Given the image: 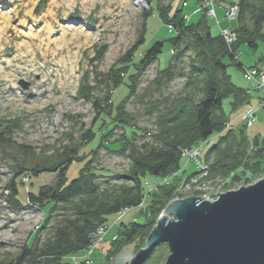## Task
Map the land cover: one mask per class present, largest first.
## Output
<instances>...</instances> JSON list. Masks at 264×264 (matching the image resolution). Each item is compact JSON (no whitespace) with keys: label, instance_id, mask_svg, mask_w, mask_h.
Instances as JSON below:
<instances>
[{"label":"rangeland","instance_id":"obj_1","mask_svg":"<svg viewBox=\"0 0 264 264\" xmlns=\"http://www.w3.org/2000/svg\"><path fill=\"white\" fill-rule=\"evenodd\" d=\"M169 1L173 7H177L182 0H160L159 6H167ZM232 2L237 0H184V22L196 23L201 16L200 12L205 11L209 17L207 24L211 33L214 36L219 34L233 53L238 34L232 26L236 25L239 7ZM156 3L157 0L152 5L144 0H0V264L13 262L34 235V249L54 248L60 252L73 246L77 237L65 234L66 231L59 232L77 225L79 217L98 206H113L115 200H120L122 190H131L135 186L131 180L124 178L129 177L132 170L131 151L141 150L142 146L150 148L161 145L156 136L164 133L158 125V118L174 108V103L187 90L190 75L198 70V49L189 47L192 37L180 36L173 50L168 41L164 42L161 54L133 79L134 91L128 98L127 87L119 86L116 89L113 84L117 76L113 69L124 54L138 44L141 36L144 40L137 47V54L132 58L134 62L153 43L175 35L161 21L159 14L152 10L156 8ZM209 3L212 4L215 17L208 15ZM219 10L223 11L221 19ZM230 40L234 42L229 44ZM263 57L264 41L261 40L256 48L240 45L234 55V62L229 59L224 61L228 64L226 74L230 82L239 89L246 87L250 97L248 104H240L234 110L230 104L232 98L224 99L222 108L229 120L223 127V135L227 130L238 134L244 126V134L248 139H263L264 107H259L263 95L259 93L257 84L245 75L249 69L264 71L263 65L258 63ZM235 63H240L243 68L240 70ZM20 81L27 84L26 89L20 86ZM194 82L193 102L196 104L198 79ZM81 86L89 88L86 97L78 95ZM124 97V129L116 128L112 132L103 147L97 149L94 162L91 163L92 172L97 174L93 180L97 187L96 195L94 198H75L68 205H58L53 217L43 226L42 208L26 205L25 192H37L39 184L53 188L58 177L52 175L44 180L42 177L29 180L24 176L20 180L21 172L33 168H54L71 157L73 150L84 145L89 130H96L102 121H109L102 113H108L110 106H117ZM94 104H97L100 111L96 119ZM248 109L255 118L250 125L244 118ZM131 127L141 137L134 136L131 140L133 145L127 142L124 144V131L129 133ZM171 135L173 137L174 133ZM217 137L219 135L215 134L205 143L182 148L181 169L172 175L156 179L143 177L140 205L123 207L116 215L108 217L106 223L96 225L88 233V246L75 254H69L67 259L73 264H111L124 249L135 255L140 248L134 253L132 245L119 252L111 262L105 258L110 242L116 238L122 223L142 224L149 220V195L158 192L168 183L174 186L173 195L158 214L153 226L166 206L174 200L204 196L205 201L213 202L219 196L217 193L236 191L241 186L252 185L264 178L258 176L246 185L238 183L230 190H224L226 181L225 184H218L220 188L216 186V193H209L214 178L225 180L232 175L211 179L206 172L202 176V151L200 159L193 152L202 150L203 145L209 141L211 146ZM236 146V142H231L226 152L235 150ZM187 154L193 155L192 159L185 156ZM83 165L84 161H75L69 167L66 173L68 181L79 175ZM12 183L19 189L18 199L22 207L14 203L10 188ZM191 184L194 186L189 187ZM159 246L164 249L163 252L162 249L159 251L165 254L161 263L164 264L169 255L168 246ZM159 253L154 262L149 264H159Z\"/></svg>","mask_w":264,"mask_h":264},{"label":"trees","instance_id":"obj_2","mask_svg":"<svg viewBox=\"0 0 264 264\" xmlns=\"http://www.w3.org/2000/svg\"><path fill=\"white\" fill-rule=\"evenodd\" d=\"M144 1L152 5L154 0ZM200 1L197 0V2ZM159 3L160 0H157L156 8L152 10L159 14L158 17L161 21H164L163 23L171 28L175 35L165 41L153 43L135 63L132 58L137 54L138 45L144 40L141 36L138 44L127 51L113 69L117 73L113 84L116 89L119 86L127 87L128 94L126 98H128L134 91L135 82H133V79L140 74L144 67L161 54L164 42L168 41L173 50L177 47L180 36L188 35L192 37L189 47L192 46L194 49H198V70H195L198 73L194 72L190 75L191 80L187 82L188 85L186 84L187 90L184 96L174 103V108L170 112L159 116L158 125L162 128L164 135H157L156 138L161 142V145L150 148L142 146L141 150L131 151L133 166L129 172L130 178L127 176H124V178L131 180L135 186L131 190H122L120 200H115L113 206L105 204L98 206L93 211L79 217L77 225H71L70 230L59 232L66 231L65 234L75 235L77 241L73 246L71 245L66 251L60 252H56L54 248L34 249L33 243L36 239V235H34L26 244L23 252L8 264H73L67 259L68 256L82 251L88 246V233L95 229L96 225L106 223L108 217L116 215L123 207L133 208L140 205L143 196V187H141L143 177L166 178L179 171L182 159L181 149L205 143L215 134H218L219 137L211 146L209 145L210 141L203 145V157L201 155L203 161L208 164V175L211 179L230 176L231 174L232 177L224 187V190H230L238 183H241L240 185L251 184L258 176H264V137L261 140L257 137L252 140L248 139L244 134V126L243 129L238 131V134L233 130H227L223 135V127L229 118L222 108L223 101L227 97L232 98L230 103L232 110L238 108L240 104L249 103L250 96L247 91L239 89L230 82L229 76L226 74L228 64H225L224 61L229 59L234 62V55H236L240 45L256 48L259 41H264V0H237V2L231 3L239 7L236 25L232 26V29L238 34V41L232 48L233 53L230 52L219 34L214 36L211 33L207 24L209 17L205 14V11L200 12L201 16L196 23L186 24L182 15L184 0L177 7H173L170 1L167 6H159ZM258 63L263 65L264 68V57ZM235 65L240 70L243 68L240 63H235ZM168 68L164 71L167 72ZM125 78L126 82H124ZM195 79H198V103L196 104L193 102L195 98L193 93ZM88 94L89 88L81 86L78 95L86 97ZM126 98L124 97L117 106L112 104L108 113H102L106 115L109 121H102L101 124L97 125L96 130H89L84 145L80 146L78 150H73L71 157L69 156L54 168H33L21 172L20 180L24 176L29 180L39 177L44 180L52 175L58 177V181L53 188H49L45 184H39L37 192H25L26 205L32 204L42 208L44 213L43 226L53 217L52 214L57 210L58 205H68L75 198H94V195H96L97 187L93 180L97 174L92 172L91 163L94 162L97 149L103 147V143L107 142L112 132L116 128L124 129L122 104ZM111 101L113 103L112 98ZM93 108L96 111V119L100 115V111L97 104H94ZM130 129L129 133L124 131L123 143L127 142L133 145L131 140L134 136L141 137V135L134 130L135 128L131 127ZM171 133H174L173 137H171ZM231 142H236V149L226 152ZM122 147L121 145L120 148ZM75 161H84V165L79 171V175L68 181L66 173ZM10 188L14 203L22 207L21 201L18 199L19 189L16 184L12 183ZM173 189L172 183H168L166 186H162L158 192L149 195L147 210L151 213V218L145 223H122V228L117 231L116 238L112 239L106 252L105 258L107 261L111 262L126 247L131 248L133 245L132 252L136 253L139 248L145 246L158 214L173 195ZM129 193L132 195H129ZM162 246H158L153 250L145 264L154 262L159 251L161 249L162 252L164 251ZM164 256V253H159V264L163 262Z\"/></svg>","mask_w":264,"mask_h":264},{"label":"water","instance_id":"obj_3","mask_svg":"<svg viewBox=\"0 0 264 264\" xmlns=\"http://www.w3.org/2000/svg\"><path fill=\"white\" fill-rule=\"evenodd\" d=\"M216 195L170 202L145 247L135 255L124 249L111 264H144L161 244L164 264H264V178Z\"/></svg>","mask_w":264,"mask_h":264},{"label":"built area","instance_id":"obj_4","mask_svg":"<svg viewBox=\"0 0 264 264\" xmlns=\"http://www.w3.org/2000/svg\"><path fill=\"white\" fill-rule=\"evenodd\" d=\"M206 5H207V3H206ZM207 8H210V12H209V16L210 17H215V13H214V10H213V7H212V4H210L209 3V5H208V7ZM228 16V15H227ZM229 18H231V16H228ZM228 38V37H227ZM226 38V39H227ZM228 42V41H227ZM234 41L233 40H230V42H229V44H232ZM245 75H246V77H247V79L248 80H252L255 84H257V86H258V90H259V93L261 94V95H263V98H262V100H259L260 101V106L259 107H264V71H262V72H257L255 69L254 70H246L245 71ZM261 99V98H260ZM244 118H245V120L246 121H248V125H250L251 123H253L254 122V120H255V118H253V112H251V110H247V112L244 114ZM201 149H199V150H196L195 152H193L194 154V156L195 157H198L199 159H200V156H201ZM193 155L191 156L190 154H187V155H185V156H187V157H189L190 156V159H192V157H193ZM199 162V161H198ZM200 166L202 167V170H200V171H202V173H201V175L202 176H204L205 174H206V172H208V166L204 163V162H201V164H200ZM229 179L230 178H228V179H225V180H222V179H219V178H214L213 179V182H214V185H213V187H212V189H210V192L209 193H216V190H215V188H220L221 186L220 185H218L219 183H224L225 184V182L227 181H229ZM210 181H211V179H210ZM194 183H196V182H194ZM194 183H192V184H194ZM206 183V182H205ZM190 185L189 187H192V186H194V185ZM199 184H204V183H199ZM206 184H210V183H206ZM217 186V187H216ZM208 193V194H209Z\"/></svg>","mask_w":264,"mask_h":264},{"label":"crops","instance_id":"obj_5","mask_svg":"<svg viewBox=\"0 0 264 264\" xmlns=\"http://www.w3.org/2000/svg\"><path fill=\"white\" fill-rule=\"evenodd\" d=\"M199 13V12H198ZM218 15H219V18L221 19L222 16H223V11L222 10H219L218 11ZM243 89L247 90L246 87H243ZM248 91V90H247ZM250 92V91H249ZM255 92V91H254ZM250 95H252V93L250 92Z\"/></svg>","mask_w":264,"mask_h":264}]
</instances>
